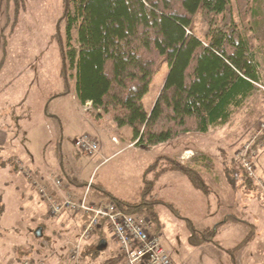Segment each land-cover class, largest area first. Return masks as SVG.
<instances>
[{
	"label": "rangeland",
	"instance_id": "obj_1",
	"mask_svg": "<svg viewBox=\"0 0 264 264\" xmlns=\"http://www.w3.org/2000/svg\"><path fill=\"white\" fill-rule=\"evenodd\" d=\"M254 1L255 12L247 18L252 27V60L258 77L252 94L234 107L225 124L213 126L207 133L190 132L178 141L169 140L150 149L136 144L135 147L128 146L133 141L129 126L119 133L104 125L98 128L82 108L75 90V69L61 54V48L66 47L64 22L59 25L61 37L56 35L64 10L63 0H25L16 14L13 7L8 9L5 2H0V31L5 34H0V198L3 202L0 209V256H5V264L7 261L16 264L21 257H47L51 264H72L69 252L71 243L78 237L76 214L66 211L52 216L33 179L47 187L52 185L53 177L65 180L62 162L65 169H73L79 180L91 178L94 184L102 183L115 196L131 198L142 182L140 175L146 166L157 156L172 153L178 145L206 149L210 155L219 158L214 169L228 168L229 176L233 178V183H229V199H219L211 192L203 194L195 189L201 199V211H185L191 214L193 225L213 227L227 217H234L228 222H239L240 225H229V237L226 236L228 228H221L215 238L224 249H231L250 228L254 229L256 236L235 252V264H264V219L260 218V214H264V191L256 180L258 177L264 184V179L257 175L264 176V138L255 144L257 137L264 133V0ZM231 15L239 22L234 4ZM76 35V29H73L69 43L75 47ZM166 71L164 65L143 97L147 111ZM84 134L97 139L96 152L76 153L72 140ZM111 136L117 137L118 143L113 142ZM120 136H124L123 139ZM248 143L255 167L253 177L247 175L235 156ZM11 159L17 169L13 168ZM221 160L226 167L220 164ZM21 167L29 168L31 176L25 175ZM39 169L47 172L42 178L37 173ZM245 176L253 181L251 186L245 183ZM155 210L164 226L160 233L162 240L166 238L162 242L167 255L192 256L187 253L188 244L184 239L189 233L186 221L176 217L164 205H157ZM206 213L207 217L203 219ZM42 222L45 226L43 235L37 238L34 231ZM90 239L94 246L104 239L106 246L94 253L98 257L86 254L81 259L83 250L96 249L90 245L84 247L83 243L76 264H101L116 254L114 237L107 227L92 234ZM172 240L174 244H170ZM215 249L219 251L218 257L227 259L219 258L218 264H233L230 253L219 247ZM199 252L201 256L206 253L204 250ZM246 257H250L248 262ZM24 263L28 264V261ZM119 264L128 263L123 257ZM176 264L205 263L203 260L197 263L177 259Z\"/></svg>",
	"mask_w": 264,
	"mask_h": 264
},
{
	"label": "trees",
	"instance_id": "obj_2",
	"mask_svg": "<svg viewBox=\"0 0 264 264\" xmlns=\"http://www.w3.org/2000/svg\"><path fill=\"white\" fill-rule=\"evenodd\" d=\"M0 2H5L8 9L13 7L16 14L25 0ZM254 2L63 0L56 35L61 37L59 25L64 22L66 47L61 48V54L75 69L78 99L82 103L90 101L87 113L95 123L104 120L117 129L129 126L131 139L143 149L188 132H206L211 126L225 124L234 107L252 94L258 80L252 60V27L247 21L255 12ZM232 4L239 22L232 18ZM73 29L77 32V47L69 43ZM0 34L5 36L3 30ZM3 46L5 49L6 38ZM164 65L167 71L162 85L147 111L143 97ZM263 138L264 133L255 144ZM9 161L17 169L14 159ZM169 170L184 174L203 194L211 192L196 169L175 158L157 156L144 169L141 185L132 199H121L94 183L90 198L102 196L121 211L147 217L156 233L161 232L163 224L155 207L164 205L186 221L190 245L210 242L224 249L215 238L216 230L235 218L230 216L213 227L196 229L174 204L160 199L153 191L156 179ZM63 172L65 180L79 183L64 169ZM244 178L248 186L253 184L249 177ZM2 206L0 198V209ZM41 225L44 227L43 222ZM104 227L105 222L96 232ZM253 236L254 229L250 228L238 244L224 249L233 264L235 252ZM86 253H97V249L83 250L81 259ZM122 258L123 255L113 256L101 264H117Z\"/></svg>",
	"mask_w": 264,
	"mask_h": 264
},
{
	"label": "built area",
	"instance_id": "obj_3",
	"mask_svg": "<svg viewBox=\"0 0 264 264\" xmlns=\"http://www.w3.org/2000/svg\"><path fill=\"white\" fill-rule=\"evenodd\" d=\"M90 108V103L84 105L85 111ZM73 143L78 151L88 154L96 152L98 147L96 139L88 134L75 138ZM135 144L136 141H132L128 146L135 147ZM250 150L248 143L235 156L240 160L247 175L253 177L255 167ZM23 171L25 175L31 176L29 168L25 167ZM256 180L264 191L263 180L258 177ZM33 184L48 203V210L52 216L68 211L80 214L84 218L76 241L71 243L69 254L72 264L78 263L82 244L96 233L97 228H100L103 222L112 233L128 264H170V258L161 242L160 235L152 230L147 217L121 211L109 200H90L93 187L91 178L82 183L81 190L78 192L70 190L71 182L57 176L52 178L54 192L48 191L47 185L35 179H33Z\"/></svg>",
	"mask_w": 264,
	"mask_h": 264
},
{
	"label": "crops",
	"instance_id": "obj_4",
	"mask_svg": "<svg viewBox=\"0 0 264 264\" xmlns=\"http://www.w3.org/2000/svg\"><path fill=\"white\" fill-rule=\"evenodd\" d=\"M86 103L89 104L90 101H85L83 103L81 102L83 109H84L83 105ZM87 111H85V112L87 113ZM89 120H90V118H89ZM102 125H104L107 128H110L113 131H117L118 133L124 132L123 130H125L124 128H126L125 126H123V127H120L117 129L113 124H111L110 122L104 121V120H100L99 123H95V126H98V128ZM212 127L213 126L209 127V129L204 133H207ZM96 130H97V128H96ZM188 133H190V132H188ZM188 133H186V134H188ZM97 134H100L99 131H97ZM129 135H131V134H129ZM183 135H185V134H183ZM91 137H93V136H91ZM120 137H121V139H123L124 136H120ZM181 137H182V135L180 137L174 139V140L178 141V140H180ZM93 138L96 139L95 137H93ZM113 138L115 140H113ZM111 140L115 143H118V139L115 136H111ZM96 141H97V139H96ZM72 142H73V140H72ZM167 156L175 158V159L179 160L180 162L187 164V165L193 167L194 169H196L203 178H204V176L207 177L208 180H206L205 178H204V180L207 183V185L209 186V188L211 189V193L216 195L219 199H222V198L223 199H226V198L229 199V186H230L229 183H231V184L233 183V178H232V176H229V169L228 168H226V169L220 168L218 170L214 169L216 159H219V158H216V157H213L212 155H210L206 149H197V148H192L190 146H185V145L176 146L174 148V151L172 153L168 154ZM220 164L225 165V167L227 166L223 160H221ZM220 164H218V165H220ZM61 167H62V169H64V171L70 177H74L77 181H79V183L76 185L71 183L70 190L74 191V192L80 191L82 183H84L85 180H79L76 173L73 171V169L72 168H70L71 170L65 169V166L63 165L62 162H61ZM38 171L39 172H37V173L40 176V178L45 176L44 174L47 173V172L42 171L41 169H39ZM257 175L264 179L263 175H261V174H257ZM141 179H142V176H141ZM209 183H211L210 184L211 186L209 185ZM99 185H102L105 187V185H103L102 183H100ZM140 185H138V187H136V189H135L136 191L140 187ZM47 189L50 192H54V187L52 185L48 186ZM195 189L196 188L190 183V181L188 180V178L184 174H182L179 171L169 170V171L163 172L156 179L153 191L157 194V196L160 199L174 204L178 208L179 212L184 217L189 218L191 221H193L191 218L192 217L191 214H188L189 212L187 213L185 211H187V209H189L190 211H193V212H196V210L201 211V207H200L201 206V199H200V197H198L196 195ZM136 191L130 196L131 198H129V196H126V197L124 196V197H119V198H121V199H132L134 194L136 193ZM221 193H223V194H221ZM105 199L106 198L100 196V197H98V199L96 201H102ZM90 200L95 201L94 198H90ZM263 204H264V202H263ZM47 205H48V203H47ZM206 212L208 213V211H206ZM207 213L203 214V219L205 217H207ZM260 218L264 219V214H260ZM74 220H75V223H77L78 235H79L81 228H82L84 218L80 214H76V216H74ZM249 223H251V222H249ZM252 224H254V223H252ZM229 225L235 226V225H240V223L239 222H230V223L227 222V223L223 224L221 227L218 228V230H216V236L218 235L219 230L221 228L227 227L228 229H227L226 236L229 237ZM194 226H195V228H197L199 230L206 228V227H210L209 225L196 226L195 223H194ZM44 227H43V229H44ZM68 230H69V228H68ZM96 234H98V232H96ZM188 234H185V236H184L185 237L184 239L188 244L187 245L188 246L187 247V253H191L193 257L192 256H190V257H176V256L175 257H169L170 261H171L170 264H176L177 259L194 261L197 263H199L200 260L201 261L203 260V262L205 264H218L217 260L219 258H223V259L227 260L224 257H218L219 251L217 249H215V248H217V246H215L214 244H212L210 242H203V243L196 245V246L190 245L187 241ZM159 235L161 238V242L163 240L165 241L166 238L162 240L161 233H159ZM255 236H256V231H255L253 238ZM168 238H167V240H168ZM92 239H90V241L88 240L89 242L86 240L84 242L83 246L85 247V246L90 245V246L96 248L97 250L100 249L97 247H105L106 246V242L104 239H101L97 246H94V241ZM170 239H171V237H170ZM114 241H115V239H114ZM174 242L175 241L172 240L170 242V244H172V243L174 244ZM37 243L40 244L39 242H37ZM248 243H246L242 248L247 246ZM115 244H116L115 246H116L117 250L115 252L116 254H113L112 256L122 255V253L120 251V247L116 243V241H115ZM162 244H163V242H162ZM35 245H36V243H35ZM164 248H165V246H164ZM199 250H204V251H206V253L202 254V256H201L199 254L200 253ZM86 254L89 257H98L97 254H91V253H86ZM196 254H199L200 256H196ZM238 254H239V251L236 253L237 261H238ZM4 257L5 256H3V255L0 256V264H5L4 263ZM249 258L250 257H246L247 262L249 261ZM27 261H28V264H51L50 258H49V260H47V257H45V258L21 257L18 260V262H16V264H22L23 262H27ZM120 261L117 264H119ZM6 264H8V261L6 262Z\"/></svg>",
	"mask_w": 264,
	"mask_h": 264
},
{
	"label": "water",
	"instance_id": "obj_5",
	"mask_svg": "<svg viewBox=\"0 0 264 264\" xmlns=\"http://www.w3.org/2000/svg\"><path fill=\"white\" fill-rule=\"evenodd\" d=\"M57 30H58V29H57ZM63 58H64V56H63ZM34 235H35V237H37V238H39V237H41V236L43 235V226H42V225L38 226V227L35 229V231H34ZM97 248H100V247H97Z\"/></svg>",
	"mask_w": 264,
	"mask_h": 264
}]
</instances>
